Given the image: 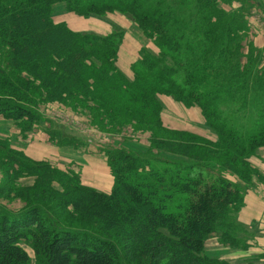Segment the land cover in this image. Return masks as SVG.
I'll use <instances>...</instances> for the list:
<instances>
[{"label":"trees","instance_id":"16d2710c","mask_svg":"<svg viewBox=\"0 0 264 264\" xmlns=\"http://www.w3.org/2000/svg\"><path fill=\"white\" fill-rule=\"evenodd\" d=\"M234 2L0 0V116L30 128L41 121L42 104L58 101L88 109L97 123L150 129L155 145L145 153L109 148L115 184L106 193L0 140V197L27 201L19 211L0 204V264H29L23 241L39 264H233L204 254L218 232L224 245L249 247L232 218L243 203L240 188L220 171L245 168L264 146V125L243 134L218 114L223 94L246 99L261 77L258 53L249 52L242 65L248 15ZM57 3L84 16L130 15L158 52L142 49L127 73L117 65L124 32L71 30L55 21ZM161 95L199 106L218 140L201 147L193 134L164 129ZM218 156L229 159L219 163ZM24 176L34 184L17 186ZM70 211L104 234L63 222Z\"/></svg>","mask_w":264,"mask_h":264},{"label":"rangeland","instance_id":"374dc122","mask_svg":"<svg viewBox=\"0 0 264 264\" xmlns=\"http://www.w3.org/2000/svg\"><path fill=\"white\" fill-rule=\"evenodd\" d=\"M244 1L245 5L239 0L233 3L248 15V30L241 32L244 35L242 65H246L245 55L249 52L258 53L261 63L257 66L261 70V77H256L258 83L254 89L249 88L246 99L240 94L241 92H238L235 100L231 99L232 93L223 94L217 107L220 118L228 126L246 134L264 125V0ZM225 7L230 8V6ZM54 19L56 22L65 23L71 30L82 33L108 35L115 31H123L117 65L129 73L131 65L141 58L142 49L158 52L154 41L143 32L133 17L127 14L114 12L84 16L69 11L64 3H57L54 6ZM259 51L262 52L260 56ZM160 99L164 129L193 134L199 137L193 141L201 147L207 144L206 140L212 142L218 140V133L208 124L199 106H185L183 102L168 95H161ZM40 107L42 119L30 128H24L22 123L0 116V140L7 141L11 147L23 151L32 159L49 161L63 171L79 175L83 185L99 191L110 193L115 184L113 170L107 161L106 151L109 148L124 147L145 153L155 146L151 130L133 125L132 122L97 123L88 109H74L58 101L47 102ZM157 133L161 136L169 135L164 130ZM215 159L222 163L229 158L218 156ZM248 162L245 168L220 166V171L240 188L243 203L239 210L233 211L232 218L241 228L240 236H245L246 233V237H249V247L224 245L221 232H218L208 239L204 254L233 264H264V231H261L263 228L259 224L264 219L262 217L249 223V217L252 220L256 215L247 210L250 199L258 198L264 201V146L259 147L252 156H249ZM4 167V159L0 152V183ZM34 181L33 176H24L16 185L30 186ZM55 186L59 187L57 184ZM51 199L52 204L59 202L56 196L48 197L49 201ZM0 204L19 211L25 208L27 201L19 197H0ZM61 220L93 234H104L102 227L96 222H87L71 211ZM258 240L261 242L260 245L257 243ZM22 244L31 254L29 264H39L33 248L24 241Z\"/></svg>","mask_w":264,"mask_h":264},{"label":"crops","instance_id":"0c3cea01","mask_svg":"<svg viewBox=\"0 0 264 264\" xmlns=\"http://www.w3.org/2000/svg\"><path fill=\"white\" fill-rule=\"evenodd\" d=\"M127 73H129V71H127ZM247 210L254 212L256 215V218H253L252 220L249 217V223L254 222L255 219L259 220L262 217H263L262 219H264V201L263 200L258 199V198L250 199V204L248 203V209ZM259 224L264 229V225H263L264 221H261ZM263 229L261 231H264ZM257 243H258V245H260L261 242L258 240Z\"/></svg>","mask_w":264,"mask_h":264}]
</instances>
